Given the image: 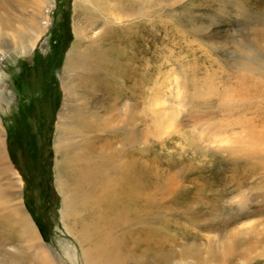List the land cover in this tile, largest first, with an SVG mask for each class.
Here are the masks:
<instances>
[{
    "label": "rangeland",
    "instance_id": "374dc122",
    "mask_svg": "<svg viewBox=\"0 0 264 264\" xmlns=\"http://www.w3.org/2000/svg\"><path fill=\"white\" fill-rule=\"evenodd\" d=\"M10 1L6 13L0 7L2 170L13 167L19 176L22 207L52 253L65 264H86L87 245L75 232L86 214L63 220L67 201L56 187L55 168L66 154L85 155L82 138L98 151H112L101 126L114 123L119 134L124 131L123 76L110 71L107 82L85 68L89 86L69 102L62 76L75 40L73 0H48L35 18L28 16L31 0ZM162 2L160 14L151 10V19L142 21L144 62L134 58L128 67L134 76L127 78L132 156L123 160L131 165L134 186L145 191L144 202L134 197L131 216L144 210L147 221L131 220L114 232L155 228L157 243L146 246L143 239L125 264H141L142 258L159 264L158 257L171 264H264V0ZM8 13L10 28L4 21ZM46 22L45 32L15 40L18 29ZM102 25L95 23L94 32L100 34ZM144 64V74L134 70ZM67 136L72 149L61 140ZM64 174L68 197L74 186L66 165ZM12 235L13 243L0 245V264H38L40 254L29 257L32 242Z\"/></svg>",
    "mask_w": 264,
    "mask_h": 264
},
{
    "label": "bare ground",
    "instance_id": "6f19581e",
    "mask_svg": "<svg viewBox=\"0 0 264 264\" xmlns=\"http://www.w3.org/2000/svg\"><path fill=\"white\" fill-rule=\"evenodd\" d=\"M10 3V0H0V7L4 9L3 11L5 13L6 6L11 7L8 5ZM30 3H32V6L28 16L29 18H33L38 9H42L43 12L45 5H47L49 1L39 0L34 2L31 0ZM48 6L50 7V5ZM49 7L45 10L46 13H49ZM151 10L154 11L153 13L160 14L163 10V2L161 3V0H73L72 2V11L75 20L73 26L75 40L70 50L67 52L63 68L64 75L62 76L66 95H69V97H67L69 100H66L69 102L73 100V95H75L76 99L79 98L78 90L80 88L82 89L86 83V80L84 81L85 68H87L88 71L93 70L99 74L100 77H104L106 81L111 77L108 72L118 70L123 76L121 85L127 90L125 96L128 98L125 97V100L122 99L124 101V110L121 116H123L122 123L124 126H121V128H123L124 131L119 134L117 130H119L120 126L116 129L114 123H112V125L105 123L106 125L104 124L101 126V129L107 132L105 138L109 141V147L112 148V151H107L105 149L102 152L98 151L94 146L89 144L91 142L90 139L82 138L84 141L83 152L85 155H78L80 151L70 155L66 154L65 159L57 164L55 168L56 187L63 193L64 201H67L66 208L65 202L63 203V220L65 221V215L71 216L72 214H78L76 213L78 211L85 212L86 214L85 218L78 222V228L75 230L80 243L87 245L83 251L86 264H125L127 262V253L130 252L132 248H139L143 239L145 241L142 244L146 246H152L157 243L156 240H152V238L158 231L155 228H147V226L142 228L137 227L138 229L133 228L131 231L124 230L125 232L119 236L114 233L116 230L124 229L131 220L132 224L137 222L139 224L141 223L140 225H143V223L147 221V213H144V210H136L134 216H131V209H133V204L136 203L133 200L134 197L140 196L139 202H144L145 199L142 196H144L145 191L143 186H134V182L131 180L132 177H130L131 165L128 161H124L123 157L128 158L132 156L129 149L132 144V128H130L131 123H129L131 121L127 118L131 116L127 113L129 106V96L127 95L130 93L131 88L127 87V78L128 82H130L131 78L134 76V72L133 69L130 71L128 67L136 57L143 61L145 55L144 49H146V42H144L146 38L144 37L146 26L142 24H145L151 19ZM9 13L4 20L8 28L13 24V19ZM46 13H43L45 18H47ZM99 20H101L105 27L102 25L104 27L103 31L97 34L96 31L94 32L93 26ZM142 21H145V23ZM36 24L32 23L27 28L22 27V30L18 29L19 31L15 35V40L22 41L21 39L25 36L33 38L37 34L46 31L48 22H46L44 26L41 24L38 26V24ZM136 28H138V30ZM32 29H34L33 32ZM137 35H142L141 41ZM13 37L14 36L11 38ZM13 46H17V42H15ZM136 46L140 49L136 50L137 53L133 54L132 51ZM146 67L147 66L144 64L139 67L137 66L134 70L137 72L141 71L144 74L147 70ZM125 68L127 72L123 73V71L126 70ZM93 71L91 72L93 73ZM90 79L88 81H90ZM144 79L145 84L144 81H140L143 88L147 84L146 75ZM115 85L118 87L121 86L119 83ZM154 99L156 98L154 97ZM64 104H67L70 108V104L65 103V99ZM72 113L70 114L72 115ZM121 116L115 117L117 121V123L115 122L116 124H118V118ZM112 119L114 121V118ZM108 121H110V119ZM60 122L62 123L63 120H60ZM79 122L81 121L79 120ZM66 123H68V121ZM126 127L128 130L125 129ZM88 128L89 126L86 125L85 129ZM119 136H121V143L120 146H117ZM70 139L71 138L67 136L61 140L67 144L72 142ZM67 146L72 149L74 143L70 145L67 144ZM77 155L79 161H76ZM65 165L68 167L70 175L73 178L70 186H74L69 191L68 197L64 194L65 182H63V180L65 178L63 179V174ZM2 169L0 155V228L2 230L0 232V245L13 243L15 239L12 233L17 232L18 238L16 237V241L22 240L25 242L27 240L30 244L31 242L33 244L28 246L29 257L33 251L34 254H40L38 264H65L62 259L56 257L52 253L49 245L43 242L33 220L29 218V213L26 209H23L24 207H22L21 199L23 195L20 188L19 176H17L13 167H11L8 173L7 170H5V172ZM72 173L75 174L74 177ZM9 178L11 179L9 180ZM66 227L71 231L73 230V228L68 225ZM7 228H12V231L5 235ZM158 255L162 256L160 253ZM139 260L141 264H147L145 258ZM157 261L159 264L172 263L164 257H158Z\"/></svg>",
    "mask_w": 264,
    "mask_h": 264
}]
</instances>
